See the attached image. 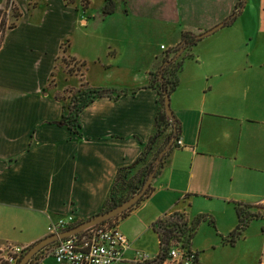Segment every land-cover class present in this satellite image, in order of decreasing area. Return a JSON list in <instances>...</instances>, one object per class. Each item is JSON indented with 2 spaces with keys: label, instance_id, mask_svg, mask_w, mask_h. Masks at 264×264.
<instances>
[{
  "label": "crops",
  "instance_id": "crops-1",
  "mask_svg": "<svg viewBox=\"0 0 264 264\" xmlns=\"http://www.w3.org/2000/svg\"><path fill=\"white\" fill-rule=\"evenodd\" d=\"M91 1L84 9L76 1L13 0L22 13L0 47V250L30 247L62 218L77 223L99 214L119 168L135 164L155 132L161 96L150 82L167 51L185 31L201 34L225 22L238 3L113 0L115 12L104 15V0L95 10ZM258 1L246 0L233 23L185 58L170 97L183 143L174 141L153 191L117 224L130 242L122 264H135L133 246L151 230L157 235L152 224L165 214L184 212L190 222L208 215L228 234L238 225L237 202H264V61L225 58L233 41L240 53L264 38ZM24 16L28 24L16 33ZM64 57L85 62L89 85L123 91L82 110L79 134L57 123L69 99L55 95L79 88L82 78L67 72ZM263 220L239 238L249 245L244 264H264ZM47 253L37 264H58Z\"/></svg>",
  "mask_w": 264,
  "mask_h": 264
},
{
  "label": "trees",
  "instance_id": "trees-1",
  "mask_svg": "<svg viewBox=\"0 0 264 264\" xmlns=\"http://www.w3.org/2000/svg\"><path fill=\"white\" fill-rule=\"evenodd\" d=\"M66 3H72L73 0H65ZM90 0H85L83 2L82 7L85 9L88 7ZM246 0H238V3L235 5L233 13L229 16V18L225 21V26L230 25L236 20L237 15L241 12ZM12 9V16L14 20L10 23H7V10ZM115 12V3L113 0H104V5L102 7V13L104 15L113 14ZM21 11L14 4L13 0H7V3L4 7H0V47L3 44L5 33L8 29H12L16 26L18 19L21 16ZM199 34L192 33V31H185L181 35V42L172 50L167 51L166 56L163 61V65L161 69L158 70L155 74L152 75V81L150 82V86L156 85L158 91L160 93V109L159 112L156 113L155 116V132L151 137L149 144L146 145L142 155L136 160V163L127 166L120 167L118 173L116 175V179L114 185L109 191L108 199L105 203V206L102 207L100 212L107 211L112 207H115L117 204L124 202L128 198H130L133 194L140 191L150 175V173L157 167V173L160 172V168L163 165V162L167 159L170 154L172 147L167 150L164 154L158 159L160 155V150L167 138H174L175 141L179 138V132L181 130L179 122L175 119V117H169L165 110L164 105V97L166 93H172L177 89L180 82V73L182 70V66L184 65V60L186 57L192 56L190 54V50L193 49L194 46L201 40L198 38ZM64 60V59H63ZM65 62V60H64ZM82 69L85 68V62L80 63ZM72 73V71H67ZM55 75L54 73L52 74ZM81 84L79 88L70 89L65 93H58L55 95L56 99L65 101L68 100L64 105V114L62 118H60L57 123L61 125H65L74 133L79 134L81 129L80 123V113L84 110L93 100L101 97H117L123 91L110 89V87L104 88H96L94 86L89 85L84 79V72L81 70ZM53 80V79H52ZM164 137V142L160 145L161 139ZM175 144V143H174ZM159 145V146H158ZM174 146V145H173ZM163 151V150H162ZM162 153V152H161ZM142 164L144 165L142 169L135 171L136 165ZM156 173V174H157ZM153 191V187L147 190L144 193L143 197L137 202L134 206L128 209L123 214L118 215L117 217L112 218L109 221H104L102 223H110L117 225L120 222V219H123L128 215V213L139 205L151 192ZM244 204L242 202L236 203V214L238 217V225L232 230L229 236L225 239V241L230 244H235L239 238L243 235L244 231L253 220L264 218L259 214H251L246 213L245 215L242 212H245L241 209ZM99 212V213H100ZM205 221H210V223L214 224V218L208 215H198L194 221H189L184 212H173L165 214L160 217L155 223L152 224L153 230L158 235V244H159V253L154 258L145 261L143 263L137 264H162L165 260L170 257V248L176 243H181L185 250L191 251V242L196 235L197 228ZM81 222V221H80ZM77 223H72V225H76ZM100 224V223H99ZM98 225V224H97ZM70 227V226H69ZM54 243L50 244L43 250L37 252L33 258L29 261L28 264H37L39 255L45 252H48ZM29 247L25 248L21 253L20 258L27 252ZM196 263L199 262V252H195ZM18 260V262H19ZM18 264V263H17ZM136 264V263H135Z\"/></svg>",
  "mask_w": 264,
  "mask_h": 264
},
{
  "label": "built area",
  "instance_id": "built-area-1",
  "mask_svg": "<svg viewBox=\"0 0 264 264\" xmlns=\"http://www.w3.org/2000/svg\"><path fill=\"white\" fill-rule=\"evenodd\" d=\"M165 48V46H162ZM178 140V145H182ZM72 216L51 224L52 233L60 232L72 224ZM130 248L128 238L115 224L100 223L69 237L57 240L48 251L58 264H122ZM25 247L7 244L0 250V264H17ZM194 250L188 251L181 243L170 248V257L162 264H197ZM150 255L137 252L135 263L150 260Z\"/></svg>",
  "mask_w": 264,
  "mask_h": 264
},
{
  "label": "rangeland",
  "instance_id": "rangeland-1",
  "mask_svg": "<svg viewBox=\"0 0 264 264\" xmlns=\"http://www.w3.org/2000/svg\"><path fill=\"white\" fill-rule=\"evenodd\" d=\"M73 2L75 3L79 2L82 6L85 0H73ZM101 2H102L101 0H92L91 1L92 8L94 10L98 9ZM255 2L257 4L256 6H258L259 1L255 0ZM78 9L80 10V14L82 15L83 12L81 7H78ZM256 12L257 10L255 9V13ZM12 13L13 10L9 8L6 13L7 23H10L14 20ZM76 15H78V12H76ZM27 22H28V18L24 16L22 21L20 22V28L17 30L16 33L22 31L28 24ZM236 24L237 26H240V21H237ZM218 33L215 35H220ZM66 40H69V38ZM66 40L64 42H66ZM231 44L232 46L228 49V52L225 53V58H229L231 60L239 58L242 61L248 60L254 63H259L264 61V38L263 39L261 38L259 40L254 38V40L249 41L248 45H246V49L244 50V52L242 51L240 53L232 50L234 46V41ZM64 60L65 62H63L64 63L63 65L66 67L67 71L77 72L79 74L81 73L82 67L79 61H75L71 58H65V57ZM55 75L56 77H58V73L56 74L55 72ZM62 75L63 74L60 72L59 76L62 77ZM0 87H1V82H0ZM169 142H170V138H167L165 144L160 150V155L158 156L157 160H159L162 150L166 148ZM170 148L171 147H169V149ZM243 204L244 205L241 207V209L245 211L242 212L244 215L246 213H250V215L259 214L260 216L264 217V202L257 205H250V203H243ZM261 222H263L264 224V220ZM226 227L223 224L221 225V221L218 224L216 219L214 221V224L210 223V221H205L202 224H200V226H198L193 242H191V248L192 250L199 252L200 264H244L246 262V259L248 257L246 255L247 253H249L248 242H242V241L239 242L240 240H238L237 243H235L234 245L230 244L228 241L226 242L225 239L229 236L230 233L223 234V232L221 231V229L225 230ZM158 240H159L158 236L151 230L144 237V239L140 244L133 246L134 248L133 251L136 254L137 252L149 254L150 259H152L155 256H157L159 253ZM257 257L258 255L256 254V258Z\"/></svg>",
  "mask_w": 264,
  "mask_h": 264
},
{
  "label": "water",
  "instance_id": "water-1",
  "mask_svg": "<svg viewBox=\"0 0 264 264\" xmlns=\"http://www.w3.org/2000/svg\"><path fill=\"white\" fill-rule=\"evenodd\" d=\"M225 26V22L221 21L220 23H218L217 25H215L214 27H212L211 29H207L204 32H202L201 34L198 35V38L202 39L204 37H208L212 34H214L217 30H219L221 27ZM170 97L171 94L170 93H166L165 97H164V105H165V110H166V114L169 117H174V112L173 109L171 107V101H170ZM175 139L171 138L169 144L166 146L165 149H163L161 154H164L169 147H171V145L174 144ZM156 173H157V167L150 173V175L148 176V178L146 179L142 189L138 192H136L135 194H133L130 198H128L127 200H125L124 202H121L119 204H117L115 207H112L109 210H105L103 212H100L99 214L93 216L92 218H89L83 222H80L76 225H72L60 232H55L52 233L50 235H48L47 237L44 238H40L39 240H37L35 243H33L27 252H24V254L22 255V257L20 258L18 264H28L29 261L33 258V256L39 252L40 250H43L44 248H46L47 246H49L50 244L54 243L57 240H61L63 238L69 237L71 235H76L84 230H86L87 228H91L99 223H102L104 221H109L114 217H117L120 214H123L124 212H126L128 209H130L132 206H134L137 202H139V200L143 197L144 193L147 192V190L150 188L151 184H152V180L154 177H156Z\"/></svg>",
  "mask_w": 264,
  "mask_h": 264
}]
</instances>
